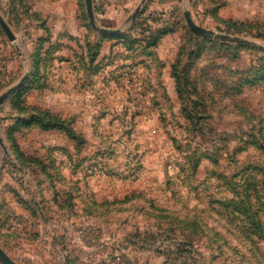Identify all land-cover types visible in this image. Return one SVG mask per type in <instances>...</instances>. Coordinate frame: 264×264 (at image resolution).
<instances>
[{
	"label": "rangeland",
	"instance_id": "1",
	"mask_svg": "<svg viewBox=\"0 0 264 264\" xmlns=\"http://www.w3.org/2000/svg\"><path fill=\"white\" fill-rule=\"evenodd\" d=\"M91 1L94 27L85 0H0V96L26 76L0 104V249L264 264L230 212L264 195V0Z\"/></svg>",
	"mask_w": 264,
	"mask_h": 264
},
{
	"label": "trees",
	"instance_id": "2",
	"mask_svg": "<svg viewBox=\"0 0 264 264\" xmlns=\"http://www.w3.org/2000/svg\"><path fill=\"white\" fill-rule=\"evenodd\" d=\"M236 177L237 176L234 175V177L231 178V182L237 184V182H235ZM238 183H240V181H238ZM250 187L255 190L254 184L251 183ZM236 191L237 192L235 195L237 198L240 199L242 197L239 194L240 187H236ZM253 199L255 200V202L253 201ZM239 203L241 202L239 201ZM230 204L233 205V208H231L233 211L232 210L230 211L231 214L232 215L237 214V216L234 217V219L236 221H239L240 222L239 225H241L238 226L239 234L247 237L252 242L256 241L257 243H260L264 241V228L261 227L262 222L261 219H259V216L261 217V214L264 215V195L258 196L257 193H255L253 196H250L249 194L248 196H246L245 200L243 199V203L240 204L239 207H238V201L232 202ZM256 205L259 207V209H257V211H254V209H256L255 207Z\"/></svg>",
	"mask_w": 264,
	"mask_h": 264
},
{
	"label": "water",
	"instance_id": "3",
	"mask_svg": "<svg viewBox=\"0 0 264 264\" xmlns=\"http://www.w3.org/2000/svg\"><path fill=\"white\" fill-rule=\"evenodd\" d=\"M146 0H142V3H144ZM85 5H86V11H87V16L89 19L90 24L94 27V14H93V8H92V1L91 0H85ZM137 12V11H136ZM184 18L185 21L187 23V26L189 27V29L196 34L199 35H207V34H211L203 29H201L200 27H198L192 20L190 14L188 11L184 12ZM102 33H110V34H114L116 32L113 31H106V30H101ZM216 39L219 40H223V41H235V39H232L228 36H222V35H215ZM26 76L22 78V80L16 84L15 86L11 87L10 89H8L6 92H4L1 96H0V104L5 101L9 95H11L17 88L21 87L23 85V83L25 82ZM0 145L3 146V141L0 135ZM0 261L3 264H15L12 260H10L4 253L3 251L0 249Z\"/></svg>",
	"mask_w": 264,
	"mask_h": 264
}]
</instances>
